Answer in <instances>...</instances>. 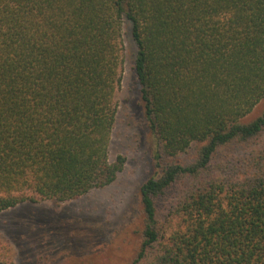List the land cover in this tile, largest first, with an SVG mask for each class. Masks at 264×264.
<instances>
[{
	"label": "trees",
	"instance_id": "trees-1",
	"mask_svg": "<svg viewBox=\"0 0 264 264\" xmlns=\"http://www.w3.org/2000/svg\"><path fill=\"white\" fill-rule=\"evenodd\" d=\"M126 24L155 167L127 264H264V0H0V212L123 170Z\"/></svg>",
	"mask_w": 264,
	"mask_h": 264
},
{
	"label": "rangeland",
	"instance_id": "rangeland-1",
	"mask_svg": "<svg viewBox=\"0 0 264 264\" xmlns=\"http://www.w3.org/2000/svg\"><path fill=\"white\" fill-rule=\"evenodd\" d=\"M128 28L126 24L122 84L116 92L118 109L109 152L111 160L125 157L123 170L110 185L79 198L26 202L0 212V253L12 264H127L139 249L140 187L155 167Z\"/></svg>",
	"mask_w": 264,
	"mask_h": 264
}]
</instances>
